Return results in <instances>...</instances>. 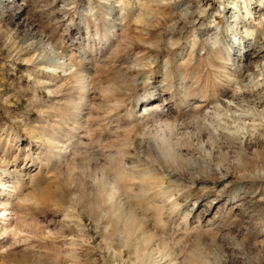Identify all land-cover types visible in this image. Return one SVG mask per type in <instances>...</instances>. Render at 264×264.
Here are the masks:
<instances>
[{
  "label": "rangeland",
  "instance_id": "1",
  "mask_svg": "<svg viewBox=\"0 0 264 264\" xmlns=\"http://www.w3.org/2000/svg\"><path fill=\"white\" fill-rule=\"evenodd\" d=\"M0 264H264V0H0Z\"/></svg>",
  "mask_w": 264,
  "mask_h": 264
},
{
  "label": "bare ground",
  "instance_id": "2",
  "mask_svg": "<svg viewBox=\"0 0 264 264\" xmlns=\"http://www.w3.org/2000/svg\"><path fill=\"white\" fill-rule=\"evenodd\" d=\"M51 64V63H50ZM2 188V187H1ZM11 190V189H10ZM4 211V210H3ZM7 211H9V210H7ZM9 217V216H8ZM3 219L5 220V221H7V220H9L8 218H6L5 216L3 217Z\"/></svg>",
  "mask_w": 264,
  "mask_h": 264
}]
</instances>
